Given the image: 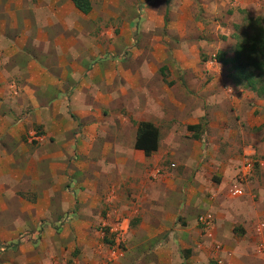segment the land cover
Wrapping results in <instances>:
<instances>
[{"label":"crops","instance_id":"crops-1","mask_svg":"<svg viewBox=\"0 0 264 264\" xmlns=\"http://www.w3.org/2000/svg\"><path fill=\"white\" fill-rule=\"evenodd\" d=\"M235 2L263 12L257 0ZM93 20L71 0H0V264H260L264 98L232 82L203 85L201 66L181 64V81L177 70L170 79L146 68L144 89L118 104L132 116L124 124L130 133L111 132V116H120L111 114V80L132 86L134 77L132 68L113 73L111 58L100 59L104 49L87 48L110 37L91 36ZM53 115L63 117L61 130L57 123L34 135ZM140 121L158 129L150 155L134 147ZM201 130L206 138L198 142L192 137ZM229 140L262 156L252 180H236V160H224ZM237 185L243 194L231 197L227 190ZM201 211L213 217L209 229L196 216ZM112 232L129 235L124 251L111 248ZM159 236L145 257L147 241Z\"/></svg>","mask_w":264,"mask_h":264},{"label":"rangeland","instance_id":"rangeland-1","mask_svg":"<svg viewBox=\"0 0 264 264\" xmlns=\"http://www.w3.org/2000/svg\"><path fill=\"white\" fill-rule=\"evenodd\" d=\"M257 1L263 11L259 14L233 5L236 3L235 0H92L96 8L91 13L84 14V18L88 20L95 19L96 21L93 20V22L97 24L95 29L89 31V34L95 37L97 33H103L104 35L108 34L110 37L101 38V40L91 42L90 45L87 43V48L104 49L106 55L100 57V59L103 57L104 59L111 58V71L113 73L118 70V66L123 67V70L132 68L130 69V71L132 70L131 77H134V79H131L132 86L124 85L125 79L123 78L111 80V114L120 115L111 116V132L114 130L119 135L130 133V130L126 129L124 124L132 116H128L127 112L119 107L118 104H124L130 98L131 92H133V97H137V94L144 89L140 81H143L141 74L146 68L147 70L156 68L158 74H166L170 79H172V71L177 70L181 81L182 73L178 69L181 64L189 67L201 66L204 68L203 75H206L205 81L202 80L203 85L208 84L210 87H216L220 82L223 83V86L229 85L228 82H232L230 73L233 71L230 59L233 56L234 44L240 36L238 27H242L244 24L243 15L246 13L252 16H259L264 21V0ZM103 3L108 4V7L103 8ZM62 9L66 8L63 7ZM241 10H244L245 13ZM103 11L106 12V16L102 14ZM68 12L70 16L71 12ZM71 26V23H69L70 32L73 28ZM85 31H87L86 28ZM219 51L226 52L225 63L214 59L215 54ZM102 53L99 52L98 55ZM186 54L189 57L187 56L184 59ZM192 54L194 58H191ZM195 76L197 77V75ZM136 77L138 78L137 80H135ZM175 81L177 80L174 79ZM167 85L171 86L170 83ZM181 85L194 95L192 90H188L182 82ZM14 86L15 89L18 87L16 84ZM237 87L241 88L240 86ZM243 90L246 93L250 92L253 95V99L256 98L253 91L246 88ZM227 103L230 108L236 111L230 96ZM59 108L64 113L65 109H68L67 111L69 112L70 106L66 101ZM57 110L58 107L56 108ZM51 117V121L37 123L32 128L33 134L38 135L47 133L50 129L54 130L57 123H60L59 130H61V127L65 125L64 119L61 122L63 117L54 115ZM55 118L61 119H57L59 122H55ZM109 119V116H106L105 121L109 122ZM78 132L80 131L78 130ZM194 134H198L199 139L192 137L198 142H202L206 138L202 130ZM262 136L259 141L264 144V135ZM227 139L228 136L225 140ZM214 140L219 149V144L222 141H220V138H214ZM234 141L237 142L238 139ZM204 146L207 147V144ZM220 150L225 151L223 147H220ZM226 150L228 153L224 160L229 165H232V161H229V159L230 157L233 158V160H236L235 168H239L236 180L240 182L239 178H241V180L244 179L243 182H247L252 180L253 177L255 178L256 172L251 171L248 173L241 168L246 164V161H252L256 164L257 158L262 156L256 154L254 156L246 155L238 147V144L234 145L230 140L226 144ZM236 156H238V159H236ZM165 163L169 165L171 162ZM227 197L229 198V196ZM230 200L234 199L230 198ZM200 214H204L203 211L198 212L196 216L199 217ZM114 233L112 232L110 235L111 248L117 246L119 252L124 251L125 245L129 244V235L126 233L119 239H115ZM160 237L157 240L147 241V249L143 250L145 257L150 256L154 252ZM258 255L261 258L260 264H264L263 254L258 252Z\"/></svg>","mask_w":264,"mask_h":264},{"label":"trees","instance_id":"trees-1","mask_svg":"<svg viewBox=\"0 0 264 264\" xmlns=\"http://www.w3.org/2000/svg\"><path fill=\"white\" fill-rule=\"evenodd\" d=\"M76 9L84 14L91 10V0H71ZM244 12V10H241ZM243 26L238 27L240 36L233 47L230 59L233 71L230 79L236 86L246 88L255 93L257 98H264V21L259 16L243 15ZM226 52L219 51L214 59L226 62ZM199 125H188L194 130ZM158 129L148 121H140L137 125L134 147L145 155H150L157 149Z\"/></svg>","mask_w":264,"mask_h":264},{"label":"built area","instance_id":"built-area-1","mask_svg":"<svg viewBox=\"0 0 264 264\" xmlns=\"http://www.w3.org/2000/svg\"><path fill=\"white\" fill-rule=\"evenodd\" d=\"M246 164L243 166V169H245L248 173L252 171V167L254 166V162L252 161H246L245 162ZM244 170V172H245ZM243 194V189L241 186L237 185V186H234L232 189L229 190V195L231 197H238L240 195ZM198 220L200 222V224L206 228V229H209L212 225V220H213V217L211 216V214L209 213H204V214H200L199 217H198ZM258 252H260L261 254H263V257H264V242H261L259 243L258 245ZM220 261L218 260V263Z\"/></svg>","mask_w":264,"mask_h":264}]
</instances>
